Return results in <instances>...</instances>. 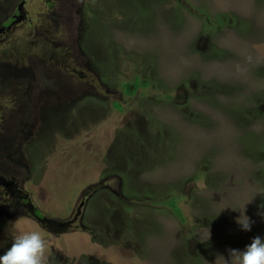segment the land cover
<instances>
[{
	"label": "rangeland",
	"instance_id": "374dc122",
	"mask_svg": "<svg viewBox=\"0 0 264 264\" xmlns=\"http://www.w3.org/2000/svg\"><path fill=\"white\" fill-rule=\"evenodd\" d=\"M19 3L21 23L0 36V64L22 68V57L43 51L61 80L74 60L86 76L67 78L58 104L39 108L13 167L41 221L67 226L0 215V256L29 231L47 241L48 264H225L229 249L264 239V0L9 8ZM48 16L62 20L50 26ZM124 83L137 85L132 95ZM7 88L0 79V106L12 108ZM244 210L250 232L236 223Z\"/></svg>",
	"mask_w": 264,
	"mask_h": 264
},
{
	"label": "flooded vegetation",
	"instance_id": "af4514ba",
	"mask_svg": "<svg viewBox=\"0 0 264 264\" xmlns=\"http://www.w3.org/2000/svg\"><path fill=\"white\" fill-rule=\"evenodd\" d=\"M3 3L4 5H0V36L2 37L13 32L17 25L21 23H19V20L22 17L21 3L17 6L13 5L12 8H9V0H3ZM48 18L50 26L54 27L62 20L61 16H48ZM31 30L33 37L36 39L35 32H37V27H33ZM28 35H31V33H28ZM44 35L47 36V33L44 32ZM46 40L50 42L47 38ZM68 47V44H64L58 46V49L66 57L74 59V50L69 51ZM4 56L5 59L9 58L7 54H4ZM50 58V55H46L42 51L41 57L31 59L22 57V61L20 62L23 66L22 68H19L17 65H9V63H5L6 65L0 64V79L8 87L7 89H11L14 94V98L11 101L12 108L0 106V163L9 162V170L8 167L3 166L6 171H0V207H4L3 210L0 209V215L8 217L9 215L31 213L38 223L39 221L46 222L48 228L53 227L54 229L67 225L65 223L49 221L46 218L41 221L43 218L42 213L31 205L29 197L23 193L22 188H19L20 178L13 169L14 165L19 164L21 158L20 149L17 146L21 147L22 143H18V139L25 140L31 132L37 131V112L39 108L45 105V101L53 102L52 106L58 104V102H55V99L60 98V94L64 90L68 91L67 86L70 84L65 83L67 78L72 83L76 75L79 78L86 76L82 75L81 71L77 69V63L74 60L71 64H68V61V65L62 67L71 69L72 72L69 70V76L61 80L59 76L61 73L56 69L57 72L54 70L59 65V62L55 60L51 65L45 64V60H49ZM31 68H35V70H30ZM47 94H51L52 97L46 98ZM35 116H37L36 119ZM16 152L19 153L17 156H15ZM2 179L6 180V182H3ZM11 187H14L15 190H11ZM5 195L8 197L5 198ZM5 208H7L9 214L4 211Z\"/></svg>",
	"mask_w": 264,
	"mask_h": 264
},
{
	"label": "clouds",
	"instance_id": "9594fccd",
	"mask_svg": "<svg viewBox=\"0 0 264 264\" xmlns=\"http://www.w3.org/2000/svg\"><path fill=\"white\" fill-rule=\"evenodd\" d=\"M236 223L244 232H250L254 223L245 210ZM210 236V233H209ZM47 241L36 231L19 233L8 250L0 256V264H48ZM223 257V256H221ZM225 264H264V239L256 236L243 250L229 249Z\"/></svg>",
	"mask_w": 264,
	"mask_h": 264
},
{
	"label": "trees",
	"instance_id": "16d2710c",
	"mask_svg": "<svg viewBox=\"0 0 264 264\" xmlns=\"http://www.w3.org/2000/svg\"><path fill=\"white\" fill-rule=\"evenodd\" d=\"M123 86H124V90L123 91L126 94H128V95H132L134 93L136 87H137V85L135 83L134 84L133 83H130V84L124 83ZM118 107H119V105L117 106V108ZM169 207L171 208V210H175L176 209V207H175V205H174V203L172 201L169 202Z\"/></svg>",
	"mask_w": 264,
	"mask_h": 264
}]
</instances>
